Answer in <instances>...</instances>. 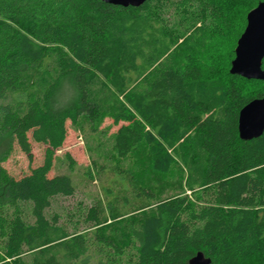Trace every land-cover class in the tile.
Masks as SVG:
<instances>
[{
  "label": "trees",
  "instance_id": "1",
  "mask_svg": "<svg viewBox=\"0 0 264 264\" xmlns=\"http://www.w3.org/2000/svg\"><path fill=\"white\" fill-rule=\"evenodd\" d=\"M204 1L0 0V162L13 142L29 154V132L56 149L66 120L86 117L97 130L108 118L111 154L143 149L154 175L178 164L189 190L152 203L121 174L130 212L108 199L113 213L94 204L89 233L70 232L46 213L76 187L67 173L48 175L49 154L18 178L0 165V264H188L200 250L210 264H264V129L237 133L238 109L264 92L249 85L264 80L228 69L237 19L258 0L223 11L206 0L215 23L204 21ZM169 8L187 23L180 40Z\"/></svg>",
  "mask_w": 264,
  "mask_h": 264
},
{
  "label": "rangeland",
  "instance_id": "2",
  "mask_svg": "<svg viewBox=\"0 0 264 264\" xmlns=\"http://www.w3.org/2000/svg\"><path fill=\"white\" fill-rule=\"evenodd\" d=\"M216 1L219 2L218 6L223 11L230 5L228 2L232 0ZM204 2L205 5L199 6L200 13L203 12L205 15L204 21L215 23L218 17L211 14L209 11L210 6H207L208 2L206 0ZM255 5L250 6L246 12ZM163 16L168 22H171V28L176 25L175 29L180 32L178 40L189 32L181 30L184 26L185 28L187 27V23L183 21L184 19L181 18L178 10L174 13L169 8L164 11ZM241 17H246V13L245 16ZM239 19L244 22H239ZM197 21L199 20L197 19ZM237 21L241 23V30L237 32L238 34L235 33L237 35L236 38L244 30L245 18H238ZM177 25L180 29L177 28ZM236 38L232 45L233 57L235 56L233 49L237 43ZM262 58L264 59V57ZM229 67L230 63L228 69ZM260 85L264 86V81H261V83L256 82V84L251 83L249 87H258ZM64 126L66 133L61 145L56 149H51L48 145L33 140L29 132L27 135L30 145L29 154H26L20 149V146L13 142L11 149L0 162V165L8 173H11L13 177L18 178L20 175L27 174L32 167L38 164L41 165L45 161L46 155L49 154L51 161L48 175L67 173L76 187L71 195L61 194L53 196L46 213L47 215L55 213L58 221L64 222L70 232L81 230L84 233H89L90 227H92L90 225L91 220L85 219V216L89 207L94 204L95 206H100L104 215L113 213L105 206L108 199L115 212L117 209L124 213L130 212L135 203L123 204L122 198L119 196L125 194L129 197L130 194V184L126 185L125 178L121 177V174H125L127 177L131 173L135 176V179L137 178L141 182V185L148 188L154 195V198L150 200L152 203L159 198H167L176 193L185 192L189 194V190L183 186L185 181L184 169L178 164L173 165L167 175H154L148 172L146 167L148 155L143 149L136 153L127 154L125 158L111 154L109 151V146L111 145L110 135L116 129V124L112 125L110 119L104 118L97 130H93L90 127L86 117H78L72 123L66 120ZM5 145L2 138H0V151H3L2 149H4ZM69 158L71 159L70 163ZM134 178L130 177V182H134ZM123 188L126 189L125 192ZM0 244L2 245L1 239Z\"/></svg>",
  "mask_w": 264,
  "mask_h": 264
},
{
  "label": "water",
  "instance_id": "3",
  "mask_svg": "<svg viewBox=\"0 0 264 264\" xmlns=\"http://www.w3.org/2000/svg\"><path fill=\"white\" fill-rule=\"evenodd\" d=\"M115 5H139L145 0H102ZM234 57L230 60L229 74L241 77L264 80V68L261 60L264 57V0H259L246 12L244 30L236 38ZM237 113V133L244 139L258 136L264 129V92L261 97L249 99ZM188 264H210L202 250L195 252L187 259Z\"/></svg>",
  "mask_w": 264,
  "mask_h": 264
}]
</instances>
